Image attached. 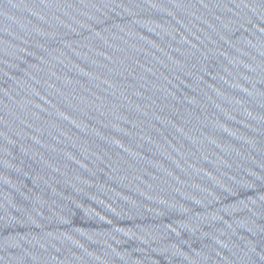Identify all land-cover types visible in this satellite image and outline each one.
I'll use <instances>...</instances> for the list:
<instances>
[{
  "label": "water",
  "instance_id": "obj_1",
  "mask_svg": "<svg viewBox=\"0 0 264 264\" xmlns=\"http://www.w3.org/2000/svg\"><path fill=\"white\" fill-rule=\"evenodd\" d=\"M0 264H264V0H0Z\"/></svg>",
  "mask_w": 264,
  "mask_h": 264
}]
</instances>
